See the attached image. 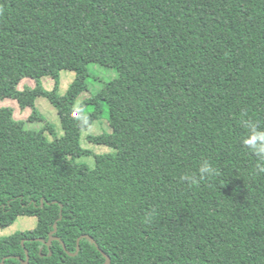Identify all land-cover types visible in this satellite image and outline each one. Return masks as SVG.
Instances as JSON below:
<instances>
[{
  "label": "trees",
  "instance_id": "trees-1",
  "mask_svg": "<svg viewBox=\"0 0 264 264\" xmlns=\"http://www.w3.org/2000/svg\"><path fill=\"white\" fill-rule=\"evenodd\" d=\"M91 63L118 76L76 106ZM64 69L75 78L61 95ZM38 96L63 136L27 126L43 118ZM5 98L32 111L0 107V226L38 221L0 236V262L264 264V161L243 144L264 131V0H0ZM104 103L112 130L87 138L114 150L90 167L81 131ZM205 161L217 174L201 180ZM82 235L96 243L70 255Z\"/></svg>",
  "mask_w": 264,
  "mask_h": 264
},
{
  "label": "rangeland",
  "instance_id": "rangeland-1",
  "mask_svg": "<svg viewBox=\"0 0 264 264\" xmlns=\"http://www.w3.org/2000/svg\"><path fill=\"white\" fill-rule=\"evenodd\" d=\"M91 76L87 79V89L83 90L76 99V106L79 105L82 101L92 95L95 91L99 90L103 85L104 81H109L115 79L118 76L117 71L114 68H105L99 64L91 63L90 64ZM75 78V72L73 70H62L60 72V83L58 86V93L63 95L66 93L69 85ZM43 85L46 89L51 90L54 87V80L50 77L42 78ZM25 85L35 86V81L30 78H25L21 81L19 88H24ZM35 105L43 116L42 120H36L28 122L27 126L31 129H40L44 127L46 122H49L55 126V134L57 137L64 135V130L61 125V120L59 116V111L57 107L46 97L38 96L35 101ZM2 106H11L14 109V116L17 119H27L31 114L32 109L27 107L22 109L18 102L14 99L5 98L0 99V107ZM88 111L92 110V106H87ZM103 115L101 118L96 119L93 124L87 128L82 129L80 144L83 148L90 150V155L78 157L79 162H85L90 167L95 166V154H100L104 152H111L114 150L111 146L104 144L93 143L88 140L87 136L89 135H98L103 132H111V127L108 120V107L107 104H103ZM48 138L52 140L53 135L46 133ZM36 216H19L14 223L4 227L0 226V236H8L16 231H24L32 229L37 224Z\"/></svg>",
  "mask_w": 264,
  "mask_h": 264
},
{
  "label": "clouds",
  "instance_id": "clouds-1",
  "mask_svg": "<svg viewBox=\"0 0 264 264\" xmlns=\"http://www.w3.org/2000/svg\"><path fill=\"white\" fill-rule=\"evenodd\" d=\"M243 144L259 158L260 161H264V131H258L254 129L250 131V134L243 140ZM200 178L203 179V174H208V177H214L217 174V169L213 168L206 161L199 168ZM256 174H264V163L258 166ZM185 181L192 184H196L199 181L195 175H185L183 177ZM148 221L151 220V215L146 217Z\"/></svg>",
  "mask_w": 264,
  "mask_h": 264
},
{
  "label": "water",
  "instance_id": "water-1",
  "mask_svg": "<svg viewBox=\"0 0 264 264\" xmlns=\"http://www.w3.org/2000/svg\"><path fill=\"white\" fill-rule=\"evenodd\" d=\"M83 237H88V239L90 240V241H92V243H96L95 242V240L92 238V237H90V236H88V235H82L81 237H79L78 238V246H77V251H76V253H70V255H75V254H77V252H78V250H79V243H80V240L83 238ZM55 239H58V237H55V236H53L52 234H51V237H50V239H49V241L47 242V244L48 245H50L51 244V242L53 241V240H55ZM63 243V242H62ZM63 247H64V249H66V246H65V244L63 243ZM103 255L106 257V261H105V263L104 264H109L110 263V261H111V259H110V257L106 254V253H104L103 252ZM28 259H29V257H27V259L23 262L24 264H28ZM1 264H4V259L0 262Z\"/></svg>",
  "mask_w": 264,
  "mask_h": 264
}]
</instances>
